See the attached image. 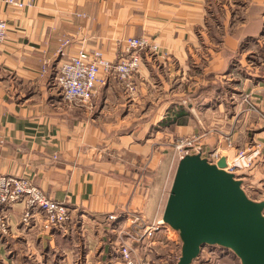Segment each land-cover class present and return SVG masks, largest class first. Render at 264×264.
<instances>
[{"label":"crops","instance_id":"1","mask_svg":"<svg viewBox=\"0 0 264 264\" xmlns=\"http://www.w3.org/2000/svg\"><path fill=\"white\" fill-rule=\"evenodd\" d=\"M17 1L0 0L8 22L0 43V173L31 179L74 212L46 230L38 214L22 222L24 204L11 206L0 264L116 262L129 222L107 215L137 208L149 221L162 218L181 137L202 135L203 152L219 148L228 160L260 148L239 175L248 195L264 200V119L242 102L250 93L264 110V51L256 50L264 49V0ZM129 36L160 46L142 52L133 95L115 74L96 87L91 105L71 104L54 87L63 38L71 39L66 55L100 48L118 60ZM177 235L126 240L141 264H177Z\"/></svg>","mask_w":264,"mask_h":264},{"label":"built area","instance_id":"2","mask_svg":"<svg viewBox=\"0 0 264 264\" xmlns=\"http://www.w3.org/2000/svg\"><path fill=\"white\" fill-rule=\"evenodd\" d=\"M8 3L21 5L17 0H6ZM8 35V22L0 17V43L5 41ZM127 55L118 60H110L100 49L91 52L81 49L70 55L65 50L71 44L70 38L61 40L58 49L59 61L56 64V72L53 78V85L63 95L64 99L74 105H91V101L98 85L105 82V79L115 74L125 84L131 95L136 92V84L133 76L142 63V52L150 50L153 53H160V46L147 36H129L125 39ZM49 64L46 61L45 66ZM45 71V68L43 69ZM242 102L246 104L249 111L259 114L264 119L262 110L253 100L250 93L242 94ZM202 135L186 136L178 139L175 147L179 158L187 152H195L201 149ZM203 151V150H202ZM260 148L239 149L232 160H228L226 170L239 174L241 170L253 166V159L260 154ZM222 156L219 148L208 153L212 162H216ZM24 204V212L21 218L25 225H28L34 215L42 218L43 229H51L62 226L73 219L74 209L69 204L49 196L46 191L37 183L23 176L0 173V237L10 233V219L8 209L17 204ZM37 212V213H36ZM110 221H128L129 225L121 228L125 237L120 242L119 257L113 264H141L133 256V248L127 242V237L138 242H155L160 234L167 239H174L177 231L170 225L164 223L161 218L152 221L146 219L145 215L137 208H123L118 213H109ZM127 227V228H126ZM219 254L210 249L201 251L197 264H209L211 258ZM221 255V254H220ZM180 257V249L172 256L175 262Z\"/></svg>","mask_w":264,"mask_h":264},{"label":"water","instance_id":"3","mask_svg":"<svg viewBox=\"0 0 264 264\" xmlns=\"http://www.w3.org/2000/svg\"><path fill=\"white\" fill-rule=\"evenodd\" d=\"M212 162L202 150L178 160L162 221L182 241L177 264H194L205 246L230 250L242 264H264V200L250 197L246 181Z\"/></svg>","mask_w":264,"mask_h":264},{"label":"rangeland","instance_id":"4","mask_svg":"<svg viewBox=\"0 0 264 264\" xmlns=\"http://www.w3.org/2000/svg\"><path fill=\"white\" fill-rule=\"evenodd\" d=\"M255 44H256V42L253 41V48L255 47ZM256 48H257L256 50H258V52L264 51V49L261 47L260 43H258V47H256ZM178 159H179V152H178ZM161 209H163V208H161ZM154 210H155V208H146L145 209V211L147 213H151L152 216L154 214ZM157 211H158V208H157ZM208 263L209 264H240L239 261L236 259L235 255H233L230 250H225V253H223V255L219 254V257H218V255H216V257L213 256L211 258V260L208 261Z\"/></svg>","mask_w":264,"mask_h":264}]
</instances>
